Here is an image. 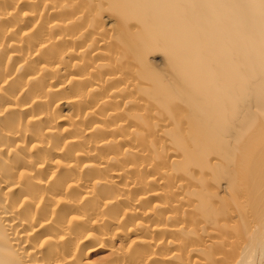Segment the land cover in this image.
I'll list each match as a JSON object with an SVG mask.
<instances>
[{
	"label": "bare ground",
	"instance_id": "obj_1",
	"mask_svg": "<svg viewBox=\"0 0 264 264\" xmlns=\"http://www.w3.org/2000/svg\"><path fill=\"white\" fill-rule=\"evenodd\" d=\"M0 264H264V0H0Z\"/></svg>",
	"mask_w": 264,
	"mask_h": 264
}]
</instances>
